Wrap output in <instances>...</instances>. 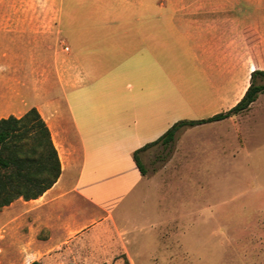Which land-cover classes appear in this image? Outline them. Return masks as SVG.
<instances>
[{
  "label": "crops",
  "instance_id": "crops-1",
  "mask_svg": "<svg viewBox=\"0 0 264 264\" xmlns=\"http://www.w3.org/2000/svg\"><path fill=\"white\" fill-rule=\"evenodd\" d=\"M43 1L57 6L46 11L56 30L31 23L0 30V118L35 107L60 174L38 197L2 206L0 239L20 244L16 258L82 264L104 256L106 238L144 179L134 150L180 119L220 112L204 111V51L223 43L218 30H264V0ZM243 112L204 123V163L240 155Z\"/></svg>",
  "mask_w": 264,
  "mask_h": 264
},
{
  "label": "rangeland",
  "instance_id": "rangeland-1",
  "mask_svg": "<svg viewBox=\"0 0 264 264\" xmlns=\"http://www.w3.org/2000/svg\"><path fill=\"white\" fill-rule=\"evenodd\" d=\"M56 7L43 0H0V30H24L25 23L56 30L55 20L46 17ZM216 32L223 43L204 51L206 112L236 103L251 70L264 69V30ZM70 39L66 30L65 68L72 77L77 70ZM237 120L241 153L234 159L216 156L204 163V123L178 129L169 147L156 143L140 151L144 179L106 238L104 256L82 264H264V92ZM19 245L0 239V264L30 263L16 258Z\"/></svg>",
  "mask_w": 264,
  "mask_h": 264
},
{
  "label": "trees",
  "instance_id": "trees-1",
  "mask_svg": "<svg viewBox=\"0 0 264 264\" xmlns=\"http://www.w3.org/2000/svg\"><path fill=\"white\" fill-rule=\"evenodd\" d=\"M261 92H264V69L254 68L250 72L247 88L232 107L205 118L180 119L157 139L134 150L133 159L138 169L145 173L138 156L140 151L156 143L169 147L176 131L182 127L243 112ZM59 174L60 160L49 128L35 107H30L19 117L9 115L0 118V207L19 197L25 200L38 197L57 180ZM29 264L41 263L33 260Z\"/></svg>",
  "mask_w": 264,
  "mask_h": 264
}]
</instances>
